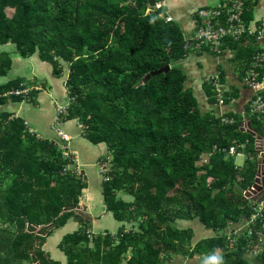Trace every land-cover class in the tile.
I'll return each mask as SVG.
<instances>
[{
  "label": "trees",
  "instance_id": "obj_1",
  "mask_svg": "<svg viewBox=\"0 0 264 264\" xmlns=\"http://www.w3.org/2000/svg\"><path fill=\"white\" fill-rule=\"evenodd\" d=\"M148 11L146 0H0V48L15 47L14 54L0 51V79L12 71V55L38 56L52 65L56 78L64 74L65 104L58 106L66 107V122L76 121L84 139L107 148L103 163L110 168L101 187L106 211L118 222L138 224L90 238L92 223L78 213L89 188L83 172L76 174L69 166L73 160L53 140L39 139L28 122L2 113L0 264H60L42 248L53 232L35 230L58 231L72 220L80 229L59 244L67 264H167L174 254L219 255L222 264H248L241 251L257 246L254 238L239 239L238 250H230L225 234L192 246V229L177 227L178 221L198 219L208 230L225 231L251 214L243 191L254 184L258 159L255 139L241 130L244 115L229 116L236 123L226 126L213 113L203 114L178 64L190 53L221 55L243 46L226 43L221 54L188 48L194 33L185 38L162 9ZM165 66L167 72L143 82ZM217 74L224 84L223 73ZM212 76L205 89L216 106ZM29 88L24 79L1 82L0 106L33 102L38 90ZM16 90L25 93L11 94ZM246 117L264 137V124ZM246 141L253 160L245 165L224 154L209 157L214 147L231 149ZM256 259L264 264V245Z\"/></svg>",
  "mask_w": 264,
  "mask_h": 264
},
{
  "label": "crops",
  "instance_id": "obj_2",
  "mask_svg": "<svg viewBox=\"0 0 264 264\" xmlns=\"http://www.w3.org/2000/svg\"><path fill=\"white\" fill-rule=\"evenodd\" d=\"M217 1L220 3V0ZM245 3L246 11L244 17L247 21L258 26L264 19V0H245ZM160 4L162 5V9L165 8L164 13L166 18L176 23L182 29L185 38H190L195 29L203 23L199 17L200 11L206 8H216L210 5L211 0H161ZM241 48L244 53L242 57L238 55H241ZM252 50L253 48L237 46L233 47V49L232 47L225 48L221 55L213 54L209 51L200 52L198 54L190 53L184 60L178 63L186 74V87L193 91L194 98L197 99L203 114L213 113L218 118L222 116H232L234 119L244 115L250 102L254 98V93L246 88L243 82L244 67H246L250 61ZM20 58V56L16 57L14 67L7 77L9 80L6 81L24 79L25 84H30V88L27 91L33 89L40 90H38V93L34 96L33 102L27 100L26 102L15 104L8 101L6 105L0 106V114H9L10 116L16 115L25 120L30 124L31 130L35 131L38 138L41 140H53L55 143L63 145L64 142L59 136L58 130L63 131L70 138V143L68 145L71 150L76 152V158L80 161L78 169L80 172H83L84 180L89 186V188L85 190L84 196L79 203V208L82 206L85 212H87L85 215H88L89 218L80 216L84 219H88L92 223L91 228L88 230L93 234H117L122 226L125 227L124 223L117 221L118 225L113 232H111L107 225L102 226V218L108 217V222L115 219L113 215L107 213L103 203V196L101 193L102 180L100 179V181H98L92 176V173L95 171L94 168H97L96 170L98 171L99 167L97 163L106 156L107 148L104 145L93 146L87 145V143H79L81 140L83 142L84 138L81 135L83 134L82 129L76 121L66 122L67 119H63L65 123L62 122L61 128L54 129L57 118L56 107L59 104H65V79L61 81L60 78H56L53 73L52 65L42 63L38 56H34L27 60L23 58H21V60ZM29 70H31L30 75L27 72L23 73ZM218 72L223 73L224 85L227 88V94L230 98V101L225 107H221L218 104L216 106H211L209 103V95L205 89V80ZM33 74L39 75V78L37 79ZM45 77L50 78L49 85L38 81L39 79L43 80ZM32 86H40V88ZM57 100L59 103H57ZM84 142H88V140ZM98 175L103 177V174L100 175V173H98ZM103 213H105V216L102 215ZM186 222L187 221H178L177 227L179 229H192V246L203 239L223 234L229 235L235 231H240L241 234L245 236L244 219L235 223L233 226L230 225L225 231L216 232L210 229V233L206 231L208 229H206L199 220V225L197 224V226L194 227L190 224H186ZM67 225L69 227L66 228L67 230L64 229L65 232L72 231L74 233L80 229V224L76 223L74 220L70 221ZM200 225L204 227V229ZM93 228H95L96 231ZM57 238L55 241L56 243L52 242V253H47L53 261L60 264H67L68 259L66 254L60 248H58L59 251L56 252L57 244L59 245L61 243L57 242ZM49 244L50 241H48L47 246ZM230 250H238V248L233 245ZM250 250L251 251L246 252L241 251L242 258L246 260L248 264H258L256 257L259 254L260 248L256 249L257 253H254L253 249ZM128 256H130V254ZM215 257H219V255ZM211 258L212 256L210 255H194L193 257H188L174 254L170 256L167 264H186V260H189V264H213Z\"/></svg>",
  "mask_w": 264,
  "mask_h": 264
},
{
  "label": "built area",
  "instance_id": "obj_3",
  "mask_svg": "<svg viewBox=\"0 0 264 264\" xmlns=\"http://www.w3.org/2000/svg\"><path fill=\"white\" fill-rule=\"evenodd\" d=\"M246 3L245 0H220V3L215 9L202 10L199 17L203 23L195 29L194 35L191 39L187 40L186 47L193 48L195 50H204L205 47H209L212 52L222 53L226 43L236 44L239 43L243 47L255 46L253 50L250 63L245 70V76L243 82L249 90L254 93V98L250 102L246 113L244 114V121L241 126V130L248 134V123L246 116L250 118H255L257 122L264 124V19L261 23L256 26L253 23H249L245 15ZM162 5L157 3L153 11L161 10ZM167 21L171 20L167 18ZM220 74L212 76L208 79V82L214 85L218 92V105L225 107L227 105V88L220 81ZM25 93L24 91H13L11 94L20 95ZM67 117L66 107H57V123H61L63 119ZM18 116H12L11 119H17ZM221 121L223 125L233 126L236 122L228 116H222ZM28 126V124H26ZM252 127V126H251ZM253 130V129H252ZM30 131L31 130L30 128ZM256 134L255 147L258 159V169L255 180L260 178L261 181L264 179V164H259V160L264 157V137L258 136ZM58 134L61 137L64 144H58V146L63 150L64 156L73 160L69 166H73L77 175L81 172L78 169V158H76V152H72L70 146V138L61 130H58ZM249 135V134H248ZM250 145V141L245 143L236 144L231 149H219L214 147L209 157L216 154H224L228 158H234L237 162L238 159H242L244 162L253 160L251 154L246 153ZM70 153L72 156L70 157ZM204 164L207 163L206 160L202 161ZM66 172V170H65ZM254 184L243 191V195L246 193L256 191ZM263 186V182L261 184ZM258 195H254L255 200H250L252 202L251 214L245 220V236L247 238H254L257 242V246L253 247V252L257 253V248H261L264 245V201L258 202ZM246 197V196H245ZM233 226L234 224H230ZM229 225V226H230ZM88 235L90 238H96L97 234L89 231ZM240 231H235L227 235V239L231 246L235 245L239 239L245 238ZM250 245V244H249ZM248 245V246H249Z\"/></svg>",
  "mask_w": 264,
  "mask_h": 264
},
{
  "label": "rangeland",
  "instance_id": "obj_4",
  "mask_svg": "<svg viewBox=\"0 0 264 264\" xmlns=\"http://www.w3.org/2000/svg\"><path fill=\"white\" fill-rule=\"evenodd\" d=\"M219 4V1H217V0H211V6H217ZM165 9V8H164ZM164 9H162V13H164L165 12V10ZM156 11V10H155ZM149 12V11H148ZM9 17H12V15H13V13L12 12H8V14H7ZM0 51L1 52H7V53H11V54H14V52H15V47L14 46H7V47H5V48H0ZM16 57H19V55H12V59H13V62L15 61V59H16ZM21 59V58H20ZM22 60V59H21ZM13 67H14V64H13ZM19 71H23V70H19ZM25 72H27L29 75H30V72H31V70H29V71H24L23 73H25ZM20 74H22V73H20ZM9 75H10V73H9ZM37 79L39 78V75H37V74H33ZM62 79H65V76H64V74L62 75V78H60V80L62 81ZM6 80H9L8 78H5V79H0V83L1 82H4V81H6ZM43 80H45V81H43ZM43 80H41V79H39L38 81H40V82H44V84H47V85H49L50 84V78L49 77H45V78H43ZM32 87H38V88H40V86H32ZM32 87H31V89H32ZM45 88V87H44ZM37 89V88H36ZM38 90H40V89H38ZM66 94V93H65ZM30 102V101H29ZM57 103H59V101L57 100ZM59 105H61V104H59ZM57 107H58V105H57ZM57 107H56V109H57ZM63 121V120H62ZM56 128H58V129H60L61 128V125H59L58 123H57V121H56V123H55V126H54V129H56ZM82 135V137H83V134H81ZM84 141H87V140H85V139H83V142H82V140L81 141H79V143H87V145H91L89 142H84ZM72 152H74L73 150H71ZM107 153V152H106ZM72 156H75V155H72L71 153H70V157H72ZM104 161L103 160H100L99 161V163H97V165H98V171L96 170L97 168H94V172L92 173V176L96 179V180H98V181H100V179L103 181V180H107V178H106V174H107V172H108V170H109V168H110V166H108V165H106V164H104L103 163ZM237 163L238 164H242V165H245L244 164V161L242 160V159H238L237 160ZM254 165L256 164L257 165V161L255 160L254 161V163H253ZM248 167H252V165H249L248 164ZM98 173H100V175L101 174H104L103 176L105 177V179H103V177L102 176H99L98 175ZM90 175H91V173H90ZM119 196L120 197H122L125 201H127V202H132L133 201V197H131L130 195H125V194H119ZM78 213L81 215V216H85V217H87V218H89V216L88 215H85V214H87V212H85V209H83L82 208V206H80V208H79V210H78ZM109 214V213H108ZM107 214V215H108ZM103 216H105V213H103L102 214ZM108 217H105V218H102V226H105V225H107V227L111 230V232H113L114 230H115V227L118 225V222L117 221H115V220H111L110 222H108ZM91 220V219H90ZM92 221V220H91ZM180 223V222H179ZM136 224V225H135ZM135 224L134 223H128V222H125L124 223V226H125V228H126V230L128 231V230H130L131 228H137V222H135ZM184 224V223H183ZM186 224H190V225H192L193 227L194 226H197V224L199 225V223H198V219H195V220H193V221H187L186 222ZM101 226V227H102ZM182 226V225H181ZM201 226V225H200ZM69 226L67 225L66 227H64L63 229H60V230H58V231H53V227L52 226H48V227H46V226H43V227H40V228H37L36 230H35V233L38 235V234H44V236H45V234L46 233H48V232H50V231H52L53 233H52V235H50V236H48L47 237V239H46V242H45V244H44V246L42 247L43 248V250H44V252L46 251V252H48L49 254H51L52 253V242H55L56 241V238H57V236H58V238H57V242L59 243V242H61L62 240H63V237H64V235H66V234H69V233H73L72 231H66L65 232V230H67L66 228H68ZM77 227V226H76ZM101 227H100V229H101ZM202 227V226H201ZM203 229H204V227H202ZM65 229V230H64ZM95 231H96V229L95 228H93ZM43 231H44V233H43ZM61 233H60V232ZM97 231H99V230H97ZM207 232H209L210 233V230H206ZM58 234V235H57ZM47 236V235H46ZM53 238V239H52ZM48 241H50V244L47 246V243H48ZM39 241H37V243H38ZM56 243V242H55ZM89 246L90 247H93V244H92V242L89 244ZM57 248H56V252H58L59 250H58V248H59V245L57 244V246H56ZM55 253V252H54ZM32 254H33V252H32ZM186 260V259H185ZM186 264H189V260H186V262H185ZM33 264H39L38 262L37 263H33ZM176 264V263H175Z\"/></svg>",
  "mask_w": 264,
  "mask_h": 264
},
{
  "label": "water",
  "instance_id": "obj_5",
  "mask_svg": "<svg viewBox=\"0 0 264 264\" xmlns=\"http://www.w3.org/2000/svg\"><path fill=\"white\" fill-rule=\"evenodd\" d=\"M146 3H147V6H148V9H149V12H152L155 9V5H157V0H146ZM169 69H170V66H165L163 68H160L157 71H152L149 74L144 76L143 82L146 83L153 76L158 75V74L163 73V72H167ZM248 129H249L248 134L255 138L256 134L252 130L251 123H248ZM259 164L260 165L264 164V157H263V159L259 160ZM263 175H264V173H263ZM262 182H263V186L261 185ZM255 183L256 184H255L254 187H255L256 191H252V192L246 193L245 196H246V198H249L250 200L253 201V200H255L254 195H256V193H259L258 202H262V201H264V179H263V181H261V179L258 178V179L255 180Z\"/></svg>",
  "mask_w": 264,
  "mask_h": 264
},
{
  "label": "clouds",
  "instance_id": "obj_6",
  "mask_svg": "<svg viewBox=\"0 0 264 264\" xmlns=\"http://www.w3.org/2000/svg\"><path fill=\"white\" fill-rule=\"evenodd\" d=\"M213 264H222L221 258L212 257Z\"/></svg>",
  "mask_w": 264,
  "mask_h": 264
}]
</instances>
